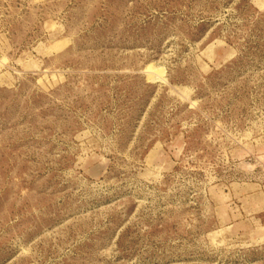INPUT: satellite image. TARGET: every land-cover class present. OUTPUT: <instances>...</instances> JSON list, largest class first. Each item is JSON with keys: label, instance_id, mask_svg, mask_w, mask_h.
I'll return each instance as SVG.
<instances>
[{"label": "rangeland", "instance_id": "rangeland-1", "mask_svg": "<svg viewBox=\"0 0 264 264\" xmlns=\"http://www.w3.org/2000/svg\"><path fill=\"white\" fill-rule=\"evenodd\" d=\"M0 264H264V0H0Z\"/></svg>", "mask_w": 264, "mask_h": 264}]
</instances>
